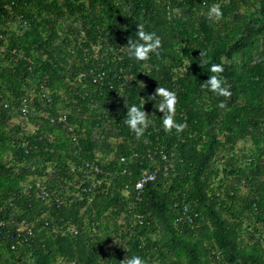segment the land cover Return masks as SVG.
Listing matches in <instances>:
<instances>
[{
  "label": "trees",
  "instance_id": "1",
  "mask_svg": "<svg viewBox=\"0 0 264 264\" xmlns=\"http://www.w3.org/2000/svg\"><path fill=\"white\" fill-rule=\"evenodd\" d=\"M214 4L222 11L218 19L208 17ZM73 16L81 21L82 37ZM14 20L19 30L11 28ZM138 24L162 42L159 54L150 53L147 61L127 53L128 38L135 39ZM0 46V148L7 145L11 150L9 163L0 162V220L6 221L0 227V264H64L61 257L65 264H120L124 256L133 255L149 264H264L256 225L254 232L248 231L252 244L241 239L248 228L242 218L248 212L264 223V0H0ZM98 47L105 53L102 58L95 56ZM200 51L207 52L209 65L199 67ZM212 63L223 65L222 76L231 85L223 109L218 107L223 97L200 89ZM78 78L74 85L71 81ZM158 86L176 93L175 120L187 124L182 133H166L163 113L155 101H147ZM32 87L37 102L43 101L47 87L52 99L45 97L46 106L38 102L25 120L38 124V132L25 127L21 134L22 128L15 126L20 132L15 136L7 125L20 115L22 97ZM60 90L78 103L68 104ZM142 98L151 124L137 138L124 123L125 102L142 107ZM95 103L108 105L116 119L110 131L99 108L92 112L95 117L78 111L79 106L90 110ZM68 107L69 125H78V142L65 125L51 124L44 115L58 116ZM240 140H251L254 150L236 152ZM97 151L118 157L137 153L138 160L129 174L113 170L112 188L96 193L85 212L93 196L87 182L79 198L62 204L44 203L23 192L21 181L41 175L48 162L67 176L70 160H94ZM221 152L225 160L220 169ZM142 160L145 167L158 169L156 181L139 200L134 189L122 195L125 184L131 186L139 178ZM114 165L116 161L106 169ZM218 177L225 184L212 186ZM52 181L53 188L57 182ZM243 182L254 195H241ZM70 188L77 191L74 185ZM185 204L198 215L179 229L175 220ZM122 214L130 219L144 214L146 224H135L126 248L104 252L112 234L110 219ZM22 221L31 229V235L23 233L26 242L16 234ZM86 222L95 223L98 232H85ZM69 223L80 226L77 236L64 234Z\"/></svg>",
  "mask_w": 264,
  "mask_h": 264
},
{
  "label": "built area",
  "instance_id": "2",
  "mask_svg": "<svg viewBox=\"0 0 264 264\" xmlns=\"http://www.w3.org/2000/svg\"><path fill=\"white\" fill-rule=\"evenodd\" d=\"M3 48L0 46V50ZM42 97H47L46 94H42ZM34 103V97L31 94H26L22 97L21 104L19 107L20 111V117L26 120L30 114L32 104ZM3 105L5 108L9 107V102L4 101ZM52 123H58L65 125L67 127L68 133H72L71 137L73 141H77L78 139V134L75 131L77 128L76 125H69L68 123V117L67 114L65 113H60L58 116H51L50 117ZM31 124H28V127ZM34 131V129L32 130ZM78 142V141H77ZM165 157V155H164ZM138 160L137 153H133L131 155H120L119 157L116 156L113 152L108 153L107 155H103L101 153H97V158L94 160H84L82 163L77 164L75 161H69V166L71 167V170L69 171L68 175H59L60 180H55L57 182L55 187H50L49 186V179L47 177V173H51L50 165L53 164L55 168V163L48 162L47 166L48 169L44 171L40 177L41 179H45L44 182L38 181L32 183L31 185H28L26 194L30 196H35L39 199H41L44 203H57V204H62L67 201L73 202L77 198L81 196V192L85 189L82 190L81 186L83 183H89V188L88 190L93 191V196L88 200L89 203L84 206L82 209V212L86 211V208L89 204H91L92 199L95 198V194L100 192V190L104 193H107V191L112 188L111 183L113 182L114 178V172H112L115 169L121 168V174H129L130 173V167ZM117 162V165H114L113 169H106V166L111 165L113 162ZM145 161L142 160L140 164L143 166L140 176L137 179L136 182H134L133 185L130 186V184L127 182L125 186L121 189L122 195H129L132 189L136 192V199H141L147 185L151 182H155L157 179V173L158 169H150L148 167H145ZM165 170L169 169V166L164 167ZM47 172V173H46ZM56 173V169H54V172ZM167 175V174H165ZM168 176V175H167ZM73 177V178H71ZM54 182V180L52 181ZM55 183V182H54ZM64 183V184H63ZM74 185L77 188V191H72L70 186ZM105 185L103 188L102 186ZM34 188V190H33ZM133 204V203H132ZM176 209L175 211H177ZM182 213L178 212L177 216V223L181 222H189V223H194L195 221V216L198 215V212H194L193 214L191 213L190 206L188 204H185L183 206V209L180 210ZM134 224H140V225H145V215L144 214H136L132 216ZM9 223V222H7ZM6 225V221L0 220V227H3ZM97 225L93 223L92 225H89L88 222H86L85 225V232H91L92 234L97 233ZM17 231V237L21 238L23 236V233H28V235H31V229H30V224L27 223L26 221H22L19 223L16 227ZM1 232V231H0ZM81 232L80 226L75 224V223H69L66 226V230L64 231V234H74L77 236ZM63 234V235H64ZM29 238V236H28ZM23 241L26 242L27 238L23 236ZM12 248H16V245L13 244ZM215 252V251H213ZM64 263V262H63Z\"/></svg>",
  "mask_w": 264,
  "mask_h": 264
},
{
  "label": "clouds",
  "instance_id": "3",
  "mask_svg": "<svg viewBox=\"0 0 264 264\" xmlns=\"http://www.w3.org/2000/svg\"><path fill=\"white\" fill-rule=\"evenodd\" d=\"M208 17L210 19L211 18L218 19L222 17V11H221L220 6L215 5V4L212 5L209 9ZM126 45H127V53L130 57L138 61H147L150 58V53H155L157 55L159 54L158 50L161 48L162 42H161V38L155 32H147L144 30V25L138 24L137 31L135 33V39L129 37ZM206 57H207V52L200 51V55L198 59L199 67L209 65V60L206 59ZM208 71L211 73V75L207 81L201 83L200 89L202 92L210 91L218 97H223L224 101H221L218 104V107L223 109L227 106L225 101L231 98V95H232L230 91L231 85L228 83L226 78L222 76V73L224 71L222 64L212 63L209 66ZM46 98L48 102L51 101L52 99L50 95H47ZM42 99H43L44 106H46L45 97H42ZM147 101H155L154 107L158 109L159 112L163 113L162 126H163V130L166 133H171L172 130L175 129L176 133L179 134V133H182L186 129L187 127L186 123H177L175 120L176 105L178 103V97L174 91H171L162 86H158L155 89L154 94H150L147 97ZM145 103H146L145 98H142V107H138L135 104L128 106L125 102V107L127 108V115H126V119L124 120V123L137 136V138L141 137L144 134V132L148 129L149 125L151 124L149 115L144 110ZM44 115L46 118L53 116L49 114H44ZM18 116L17 117L15 116L14 118L18 119ZM50 123L54 124L52 122ZM30 124L31 125L28 127V124L25 123V120L21 123L23 128L26 127L28 131H30L33 134H36L39 130L38 124H35V123H30ZM55 124L62 125L58 123H55ZM76 127H78V125H76ZM64 128H66V126ZM33 129L34 131H32ZM52 138L53 136H51V139ZM117 142L118 140H116V143ZM97 153L107 155V154H104L102 151H97ZM36 175H31L30 177L37 178ZM181 223H177V218H176L175 226L177 228L179 229L181 228V226H179ZM61 259H63V257H61ZM65 263H66V259L64 261V264ZM70 263L75 264V262L72 260ZM120 264H146V261L138 255H133L131 257L124 256V259L120 261Z\"/></svg>",
  "mask_w": 264,
  "mask_h": 264
},
{
  "label": "rangeland",
  "instance_id": "4",
  "mask_svg": "<svg viewBox=\"0 0 264 264\" xmlns=\"http://www.w3.org/2000/svg\"><path fill=\"white\" fill-rule=\"evenodd\" d=\"M179 10H177V12H178ZM71 20H75L74 22H75V29L76 30H80V37H82L83 35H84V32H83V30H82V27H81V21L79 20V18H77V16H73L72 18H71ZM68 21L69 20H67V22H66V24L68 23ZM18 24H19V21H17V20H14L12 23H11V28H13V29H15V30H19V28H18ZM61 33H63V31L61 30ZM64 34V33H63ZM74 35H77L78 36V34H74ZM73 35V36H74ZM98 50H99V47L96 49V55L95 56H97V58L99 57H103L104 55H105V53H102V52H98ZM132 77H129L128 79L130 80ZM81 81V78H78V80H76V82L75 81H71L74 85L75 84H77V83H79ZM141 84H144L145 83V80L144 79H142L141 81ZM28 93L29 94H31L33 97H34V103L32 104V111L33 110H35L36 108H37V106H36V104L38 103V102H40V103H42L43 104V101H36V95L38 94V92H37V90L35 89V87L33 88H31L29 91H28ZM45 93L47 94V95H50V94H52L53 92H52V90L50 89V88H46V90H45ZM59 93H61V94H64L66 97H64V100L69 104V102H73V103H78L73 97H69L67 94H66V92H64V91H62V90H60L59 91ZM119 95H120V97L121 96H124V86H120V89H119ZM115 99V97L112 95V98H111V101H113ZM44 105V104H43ZM95 108H99V111H97V112H99V113H103L102 114V116H100L101 118H102V121H103V124H104V126H106V128H108V130L110 131V129L109 128H111V126H113V124H114V122L116 121V119L114 118V117H112L111 116V114H110V111H109V108H108V105H102L101 103H95V104H91V108H90V110H87V111H84L83 110V108L81 107V106H79V108H78V111L79 112H82L83 113V115H84V117H87V116H92L93 115V110L95 109ZM84 111V112H83ZM61 112L62 113H65V114H70L71 113V107H68V108H65V109H63V110H61ZM114 112V111H113ZM35 113H37V112H35ZM92 117H95L94 115L92 116ZM50 122H51V119H50V117H48L47 118ZM21 120H23L21 117H20V115L18 116V119H11L10 121H9V124L7 125V129L8 130H10L9 131V133H11V134H14L15 136H19L20 134V132L19 133H16L17 132V129L15 130V126H19L20 128H22V130H21V134H23L24 132H23V127H22V125H21V123L23 122V121H21ZM25 120V119H24ZM27 131V130H26ZM28 132V131H27ZM98 133H99V131L98 130H94V135H98ZM249 138V137H248ZM111 140V139H110ZM236 145H237V149H236V152H238L239 153V151L241 152V151H244V152H246V153H251L253 150H254V148H253V146H252V141L251 140H249V141H246V140H240V141H238L237 143H236ZM262 145H264V142L262 143ZM10 154H11V150H10V148L7 146V145H5V147H3V148H0V162H3V163H9V158H10ZM219 158H218V167L221 169L222 168V165H221V163L225 160V158H224V155H223V153L221 152V153H219ZM242 160H243V157H242ZM244 164V163H243ZM10 165H11V162H10ZM48 167L49 166H46V169H48ZM21 168V166H19V169ZM54 165L53 164H51L50 165V171H51V173H47V177L48 178H51L52 180H54V182H55V180H60V178H59V173L57 172V169H56V173H53L54 172ZM46 171V170H45ZM36 177L37 178H33V177H30L29 176V178H27L25 181H21V183H22V185H23V192L26 194V191H27V188H28V185H31L32 183H33V180L32 179H34L35 180V183L36 182H38V181H41V182H44L45 181V179H41V177H40V175H36ZM219 179V177L218 178H216L214 181H213V183H212V186H214V185H217V184H219V181L220 180H218ZM264 179V178H263ZM221 182V181H220ZM224 182V184H225V181H223ZM223 182H221V183H223ZM227 183V182H226ZM10 184V183H9ZM8 184V185H9ZM216 187V186H215ZM215 187H213V188H215ZM3 190V189H2ZM246 193H250L251 195H254L255 194V192H254V190L252 189V187H250V186H247V184H245L244 182L242 183V185H241V195H245ZM253 213L252 212H248L243 218H242V223H243V227L245 228V227H248V228H245V230L243 231V235H242V237H241V239H243L244 240V243H246V244H252L254 241L253 240H251V238H249L248 237V231H253L254 232V226H252V225H256V227L258 228V231L255 233V234H258V235H260L261 236V239H262V244H263V246H264V223H262V222H258L257 220H256V218L255 217H253ZM230 217V219H232V220H235V217H233L232 215H230L229 216ZM111 221H110V224H111V226H112V229H111V237H110V239H109V242L107 243V244H105V247H104V252L105 251H109V252H112V253H114L115 251H117L118 249H120V248H126L125 247V245H126V243H127V241H129V239H132V237H133V235H132V233H134V227H135V224H134V222H133V219H130L129 217L128 218H126L125 217V215L124 214H122V215H120L119 217L117 216V217H115V216H113L112 217V219H110ZM116 220V221H115ZM114 221L116 222V223H118L117 225H115L114 226ZM232 222H234V221H232ZM126 233H128V234H126ZM125 236H127V237H125ZM216 253V252H215ZM218 254H221V252H217ZM212 254H213V252H212ZM6 258H7V256H6ZM63 261H65V259H62ZM81 264V263H80ZM146 264H149V262H146ZM156 264H158L157 262H156Z\"/></svg>",
  "mask_w": 264,
  "mask_h": 264
},
{
  "label": "crops",
  "instance_id": "5",
  "mask_svg": "<svg viewBox=\"0 0 264 264\" xmlns=\"http://www.w3.org/2000/svg\"><path fill=\"white\" fill-rule=\"evenodd\" d=\"M13 119H15V118H13ZM98 136H99V134L97 136L95 135V137H98Z\"/></svg>",
  "mask_w": 264,
  "mask_h": 264
}]
</instances>
